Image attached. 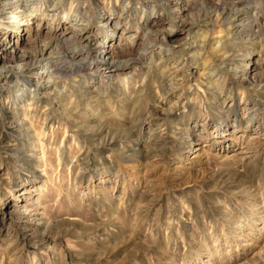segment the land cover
Masks as SVG:
<instances>
[{
	"label": "rangeland",
	"instance_id": "obj_1",
	"mask_svg": "<svg viewBox=\"0 0 264 264\" xmlns=\"http://www.w3.org/2000/svg\"><path fill=\"white\" fill-rule=\"evenodd\" d=\"M171 2L0 0V264H264V0Z\"/></svg>",
	"mask_w": 264,
	"mask_h": 264
},
{
	"label": "bare ground",
	"instance_id": "obj_2",
	"mask_svg": "<svg viewBox=\"0 0 264 264\" xmlns=\"http://www.w3.org/2000/svg\"><path fill=\"white\" fill-rule=\"evenodd\" d=\"M174 1L175 4L172 7V11L174 13H181L182 8L181 5L187 6L186 3L188 0H152V2L158 6H169ZM27 1L24 3L22 2L19 6V8H22L24 12L28 11V6L26 4ZM215 6V5H214ZM217 10L218 6L214 7ZM1 10V9H0ZM246 10V9H245ZM1 10L0 12H2ZM5 24V23H4ZM5 25H3L4 27ZM7 27V26H6ZM5 28V27H4ZM149 40L152 39V37H148ZM48 42H44L42 45L45 49V47L48 46ZM43 47H41V50H43ZM87 46H81L76 45L74 41L70 37H65L57 41L56 48L54 55L56 56L54 60H50L49 64L54 69V71L60 73V74H80L85 72L86 69V58L87 56H79L77 59V56L79 53H81L82 50H84ZM100 48L93 47L91 49H87V54H90L92 51H99ZM18 51H15V54H17ZM77 60H76V59ZM123 62V61H121ZM129 62V61H128ZM99 67H106L107 69H111L112 71H117L118 69L124 68L128 66V63L125 61L123 63H120L119 61H116L114 58H105L101 57L99 60ZM35 64L27 65L26 71L33 68ZM103 65V66H102ZM98 67V66H97ZM22 71V70H21Z\"/></svg>",
	"mask_w": 264,
	"mask_h": 264
}]
</instances>
